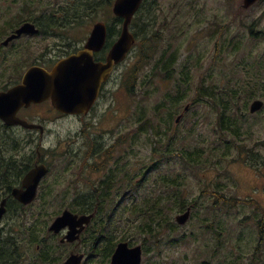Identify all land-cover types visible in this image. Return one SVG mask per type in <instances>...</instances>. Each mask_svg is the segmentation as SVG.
<instances>
[{
    "label": "rangeland",
    "instance_id": "1",
    "mask_svg": "<svg viewBox=\"0 0 264 264\" xmlns=\"http://www.w3.org/2000/svg\"><path fill=\"white\" fill-rule=\"evenodd\" d=\"M241 4L242 0H157L156 2L153 0L152 8L158 9L159 15L152 17H156L160 23L154 26L153 31L158 32L155 35L156 38L162 39L159 41V46L157 45L159 48L154 51V56H159L163 46L171 45L170 50L176 51V57L179 59L178 66L180 64L189 66L190 76L194 78L191 90H205L210 87L211 83L219 85L222 83L221 76L228 75L234 65L241 64L240 68H242V65L245 64V68H242L243 74L246 71L250 72L252 78H259V86L256 85L258 81L255 79L250 83V87L253 86V88L248 91H254L255 99L264 102V41L261 38H253L250 34V27L253 31L264 33V0L256 2L248 9L241 8ZM37 7L43 9L41 4H38ZM20 8L19 0L0 1V14L5 20L12 18V15L8 17V9ZM111 17L112 15L106 7L98 12L96 19L91 23L89 17L86 20L91 28L95 22L109 21ZM80 31H82V27H80ZM40 40L38 48L31 49L32 53L29 57L31 61L38 54L42 53V57L45 56L46 47L52 39L51 37H42ZM215 43L218 44L222 53L217 56L215 55ZM235 45L237 47L233 51ZM137 52L134 48L133 54L129 55L115 75L119 87L117 85L114 108L109 110L110 95L105 91L98 108L86 119V122L91 126L89 134L97 141L114 140L117 136L128 133L129 129L135 127L136 121L138 123L139 114L150 120L152 117V121L157 123L154 127L156 131L163 129V127L159 128V123H162L161 118H165L166 112L158 107L159 112L155 114L154 107L161 100L164 101V93L158 85H152L148 87L150 95L147 94V66L144 71L138 72L139 57ZM245 53H247V61L242 57ZM30 64L27 63L26 67ZM141 68L140 66V70ZM137 73L139 76L134 94L129 95L127 88H131V86L128 81L130 78L133 81ZM199 95L200 93L192 91L187 96L196 98ZM194 98L190 101H183L178 106L175 116L170 120L172 132L168 134L170 143L167 148H172L175 151L188 149L200 152L202 150L200 165L191 169L185 166L184 160L182 161L178 155H172L171 159L160 162L158 171L145 174L150 165L160 160L154 151L151 152V147L161 152L167 150L163 151L165 145L155 142V138L164 137L165 140L166 137L154 132L150 136L151 144H148V133H142L140 141L137 140L134 143L133 156L131 158L125 156L123 159L119 156L116 162L119 167H124L125 171L129 169V166L132 167L134 188L131 194L137 198L148 194L160 195L159 181L162 176H165L163 172H167L169 179L176 178L177 182H180V187L184 189L185 199L188 203L193 199L196 200V204L191 205V215L194 212V216L190 215L186 224L178 226L174 221L176 215L181 212L173 213L171 216L174 225L177 226L171 237H179L184 234V238H180L177 244L168 242V238H163L158 246L152 242H142L144 249L142 264H201L202 262H206L205 264H264V241L257 250L258 236L255 226H245L243 240H246V244L239 247V252L235 251L238 233H240L237 221L257 216L258 214H253L256 209L254 210L248 205L243 206L242 203L233 205V208L223 206L222 202L218 206H213L215 197L212 195L217 190L218 184H222L225 188L219 192H223L224 197L232 199L255 198L261 191L257 189V193L255 191L250 193V190H247L253 185L250 176L257 175L254 172H249L245 167L255 163L253 161L257 160L258 156L264 158V107L259 112L250 114L249 105L255 99L249 101L247 109L242 111L243 117L239 123L242 135L235 139L237 142L232 141L229 147L224 144V139L220 138L216 113L204 103L200 104L198 98L195 100ZM186 105L189 106V113L179 121L178 127L175 128L174 119ZM232 114L236 115L235 111H232ZM67 124L71 130L66 129ZM82 129H80V124L75 121L70 123L55 121L51 125V134L45 147L49 149L56 145L55 136H58V139H63L66 136V131L74 135L81 132ZM146 130L148 129L146 128ZM172 136L173 138H171ZM84 139V134L80 133L79 140L82 142ZM82 152L81 149L79 155L82 156ZM246 154L250 159L241 158ZM64 157L56 159L51 175L45 182L52 184L54 180H58L55 190L59 196L56 201L68 200L67 202H71L75 194L85 193L82 190H87L84 182L79 181L77 191H67V183L72 184L71 182L75 180L74 176L71 177V173L78 172L77 168L81 162L79 160L71 161L69 167L73 163V171L69 173L64 169V166L67 165L70 158ZM203 159H208L207 164L202 163ZM216 169H218L217 172H215ZM86 176L90 181L95 180L92 176L87 174ZM82 179L83 176L80 175V180ZM141 179H144V185L140 189H135V184ZM112 193H116V191L114 190ZM63 195L67 199H64ZM119 196L121 194H117V199ZM53 197L49 196L48 200H53ZM125 199L124 203L130 202V197ZM258 201L264 207V197L262 196ZM60 205L62 204L56 202L48 207L47 212L53 213ZM102 217L105 220V214H102ZM126 218L127 212H124L123 208L115 209L112 213L108 233L105 229L106 235H109L112 241L118 240L120 236H126L127 241L131 239L132 230L128 231ZM213 222L216 223L219 236H217L215 227L210 228ZM140 243L141 238L139 242L137 239V244ZM131 244L134 245L133 242Z\"/></svg>",
    "mask_w": 264,
    "mask_h": 264
},
{
    "label": "flooded vegetation",
    "instance_id": "2",
    "mask_svg": "<svg viewBox=\"0 0 264 264\" xmlns=\"http://www.w3.org/2000/svg\"><path fill=\"white\" fill-rule=\"evenodd\" d=\"M156 1L157 0H155V2ZM260 1L261 0L258 2ZM113 2L114 0H111V2L107 4V10L112 16ZM51 12L54 13L57 23L48 26L43 23L44 20L42 16ZM10 15H12V18L5 20L0 14V92H6L18 85L28 67L33 65L40 66L50 71L61 59L83 50L92 29V26L90 28L86 20L88 19V15L86 14L82 19L78 18L75 23H71V20L66 21L59 10H41L40 7L8 9V17ZM138 15L156 16L159 15V13L158 9L152 8L145 10L141 5L139 10L135 13V16ZM25 17H33V19L27 20ZM24 23L33 24L37 32L16 35V31ZM80 27H82V31H80ZM117 29L119 35L120 25L117 26ZM252 34L254 36L253 38H262V36H264V33L261 34L257 31H253ZM118 35L115 36V40L118 38ZM11 36L15 37L8 41L7 44H4ZM42 37H51L52 39L51 43L46 47L47 52L44 57H42L41 53V55L38 54L34 56V59L31 61L29 59L32 53L31 49L38 48L39 42H41L40 38ZM115 40L111 43H107L106 41L100 50L93 52L92 58L94 63H106L108 53ZM32 43L33 45H31ZM216 45L217 43H215V46ZM133 51L134 47L131 48L124 61L113 65L107 79L101 82L97 99L86 115L62 113L53 106L50 99H47L40 103H31L29 106H23L17 110L16 117L32 126L30 128L23 127L19 124L8 125L0 118V203L5 200V213L0 220V264H63L73 254L83 255L81 264H110V259L117 243L112 241L110 236H108L110 242H107L105 238V220L102 215L96 216L95 212L91 213L93 217L89 223L83 224L81 227H73L75 231L80 229V232L78 234L76 233L78 238L73 241H68L65 237L70 231V227L66 225L58 232H54L49 230L51 224L61 216L65 210L70 211L71 214L78 217L89 215V213H80L74 209V206L78 204L76 201L77 194L73 196V199H71L72 197L70 198L71 202H67L68 200L56 201V199H46L43 201L42 197L44 195L42 192H48V195L51 196L57 195L55 187H57L59 181L54 180L52 184H49L46 183L45 180L50 177L52 167L56 164V159H62L65 156L70 158L67 165L64 166V169L69 173L73 171V163L69 167L71 161L74 162L75 160H79V162H81L80 164L78 163V172L71 173V177L74 176L75 180L71 182L72 184L67 183V191H77V185L79 181H82L87 191L81 190L85 193H98L102 200V207L104 208L132 209L137 207L139 198L131 194L134 188V176L131 174L132 167L129 166V169L125 171L124 167H119L116 163L119 156L121 159L125 158V156L129 158L133 156L134 143L137 141V121L135 127L129 129V135H120L114 140L110 139L109 141L95 140V138L89 134L91 126L86 122V119L98 108L100 99L103 97L105 91L110 95L109 110L116 105L114 96L117 91V85L119 87V84H117L115 75L126 59L129 58V55L131 53L133 54ZM161 56L164 61L171 63L172 73L176 78H173L171 81L165 79V82L161 81L164 79L155 80L153 73L154 64L160 58L156 60L154 56L151 57V59L148 60L146 70V92L148 95H150V89H148V87L152 85H158L159 89L164 93L163 96L167 94L185 96L192 91L200 94L206 92V90L201 89L191 90V83L194 81V78L190 76L189 67H187V65L180 64L178 66L179 59L176 57V51L170 50L169 48L167 53L162 51ZM27 63L31 64L26 67ZM125 70L127 69L125 68ZM184 73L188 74V79H190L188 82H190V84H188L187 87L183 85L177 87L174 82L176 79L183 82L186 78L183 77L181 80L178 75ZM136 84L137 80H134L132 88L133 94ZM188 113L189 106L184 107L183 111L174 119L173 124L175 128L178 127L177 124L179 121ZM174 116L175 115H173L171 119ZM178 117L179 120L177 121ZM55 121H65L67 123L75 121L80 124V129H83L81 132H77L74 135L66 131V136L63 139H58V136H55L56 145L47 149L45 144L51 134V125L54 124ZM66 127V129L71 130L68 124ZM153 132L157 135L162 134L166 137V142L164 137L155 138V142L165 145L163 151L167 150L166 152H161L151 147V152L154 151V154L159 157L160 160L150 165V167L146 169L145 174L158 171L160 162L170 159V148H167V145L169 147L170 140L168 134L172 132V123L165 125L159 132H157L153 126L148 128V144L152 143L150 136ZM80 133H83L85 137L82 142L79 140ZM129 136L130 138L128 141ZM173 136L171 138H173ZM81 149L83 151L81 153L82 156L79 155ZM62 150L65 152H61ZM166 155L168 156L166 157ZM176 155H178L182 161L184 160L182 153ZM241 158L250 159L248 154ZM263 163L264 158H261L262 169L259 168L261 165L257 163H253L250 166L245 164V169L249 172L256 173L258 176H250L252 177L253 181L251 184L253 185L250 186L251 188H247V190H250V193L253 191L257 193V189L261 190L257 193L255 198L248 197L247 200L226 198L223 196V192H219V190L225 189L222 184H218L217 190L212 193L215 197L213 206H218L222 202L223 206L233 208V205L242 203L243 206L248 205L253 207L254 210L256 209V213L254 212L253 214L259 215L242 218L240 221H237V225L240 226V233H238V242L235 244L236 253L240 251V246L246 244V240H243L246 225L256 227L258 236L257 250H259V247L264 241V215H261L258 211L259 208L264 209L258 201L262 196L264 197ZM38 166H44L46 173L40 178L37 184L35 199L27 204H23L13 196V192L25 190V186H23L25 177ZM217 171L218 169H216L215 172ZM86 174L92 176L95 180L90 181ZM163 174L165 176H162L159 182L161 191L163 192V202L167 203L170 179L168 178L167 172H163ZM80 175L83 176L82 180H80ZM139 183L144 185V179L137 181L135 189H138ZM114 190L116 193H112ZM117 194H121L118 199ZM158 196L159 194L155 197ZM126 197H130L129 203L123 202L126 200ZM151 198H154V194ZM56 202L62 205H60L56 211L49 214L47 212L48 207ZM188 207L191 208V206H186V209ZM214 227L216 228L215 231L217 232V236H219L220 234L216 223L213 222L210 228L213 229ZM168 236L169 235L165 233L161 235V238H168ZM184 236L185 235L182 234L179 237H172V240H174L172 242L177 244L179 239H183ZM169 240L170 237L168 238V242ZM157 244L160 245V243ZM142 245L143 244H141V247ZM142 252L143 258V247ZM142 258L140 264H142ZM205 263L206 262H202L201 264Z\"/></svg>",
    "mask_w": 264,
    "mask_h": 264
},
{
    "label": "trees",
    "instance_id": "3",
    "mask_svg": "<svg viewBox=\"0 0 264 264\" xmlns=\"http://www.w3.org/2000/svg\"><path fill=\"white\" fill-rule=\"evenodd\" d=\"M21 8H32L37 7L38 4H41L43 9H50V10H59L62 13L63 18L67 20H71V23H75L78 18L82 19L83 16L86 14L89 17L90 23L96 19V16L99 11L104 10L107 7V4L111 2V0H20ZM24 4V5H22ZM153 0H145L143 2L142 8L145 10L152 9ZM71 13V14H70ZM27 20L33 19V17H25ZM54 13L45 14L42 16L44 20V24L48 26L55 25L57 21L55 20ZM108 26V33H107V43H111L115 40V36L118 35L117 26L121 24V20L115 17H111L109 21H105ZM11 23V22H10ZM160 23L156 20V17H152L149 15H138L135 16L131 22L130 29L132 26V34L135 37V46L137 55L139 57L137 62L138 72L144 71L146 65V61L148 64V60L154 56V51L157 50L159 47V41L162 39L156 38L155 35L158 32L153 28L155 25H159ZM253 30L250 27L251 36ZM111 33V34H110ZM262 36L261 39L264 40ZM158 45V46H157ZM171 45L168 44L167 47L163 46L160 51L159 56H154L157 60L154 64V79H164L161 80L165 82L166 80H172L176 78V76L172 73V65L171 63L164 61L161 56V52L167 53ZM218 44L215 46V55H220L221 49L218 48ZM237 45H235L234 50H236ZM148 52V53H147ZM151 52V54H149ZM247 53H245L242 57L245 58L247 61ZM196 66V64H193ZM140 66L142 67L140 70ZM188 66V65H187ZM189 67V66H188ZM234 65L228 75L223 74L221 76L222 83L219 85H215L214 83L210 84V87L205 88L206 92L200 94L196 98L199 99V103L206 105L211 111L216 113V124L219 133L221 134L220 138L224 139V144L229 146L232 141L237 142L239 137H241L240 132V119L243 117L242 111L247 109L248 103L250 100L255 99L254 91H248V89L253 88L250 87L251 81H258L257 86H259V78L254 77L252 78L250 72H242V68H245V64L242 65ZM139 74L137 73L134 80H138ZM137 77V78H136ZM160 77V78H158ZM178 77L182 80V78H186L183 82L176 79L174 82L177 87L188 86L190 79H188V74L184 73L178 75ZM132 78L129 79L128 84H130L131 88H127V92L129 95H132V88H133V81ZM166 79V80H165ZM257 83V82H255ZM208 91V93H207ZM194 97L190 96H174V95H164V101L158 103L154 107L155 114L158 113V107L166 112L165 118H161V122L159 123V128L164 127L165 125L170 124L171 117L175 114L178 106L182 104L184 101H190ZM194 98V100L196 99ZM232 111H235L236 115L232 114ZM154 124V125H153ZM153 121H151L148 117L144 118L143 115H138V130H137V137L136 140L140 141V137L142 133H147L148 130L146 128H150L151 126L155 127ZM146 126V128H145ZM144 130V131H143ZM160 130H157L159 132ZM128 134V133H126ZM129 135V134H128ZM130 136L128 137L129 141ZM264 145V144H263ZM129 146V145H128ZM230 147V146H229ZM202 150H200L201 152ZM200 152L199 150L190 151L188 149L175 151L174 149L170 148L169 150V157L172 155H176L178 153H182L184 157V162L186 167H190L194 169L198 165H200ZM171 159V158H170ZM208 159H203L202 163L207 164ZM255 163L261 165V158L258 156ZM264 165V163H263ZM262 165L259 168L262 169ZM180 182H177L176 178H170L169 182V189H168V202H163L162 191L158 197L151 198V194L148 195H141L139 198V202L136 208L132 209H123L124 212H127V218L125 219L126 224L128 225V231H131L130 240L126 236H120L118 240L115 242L120 241H127L129 245H132L131 242L137 244V239L141 238V243L152 242L156 246L157 243H160L161 235L167 233L170 237L169 242H172L171 235L175 232L177 226L174 225V222L171 218L173 213L176 212H184L186 210V206H191L196 204V200L193 199L190 203L185 199V191L180 187ZM143 184L138 185V189H140ZM44 195L42 197L43 201L48 199L49 196L48 192H42ZM47 194V195H46ZM77 205L74 206V209L77 212L91 214L95 212L96 216H101L105 214V229L108 233V228L111 223L112 213L115 209H108L102 207V200L99 197V194L93 193H77ZM59 195H55L53 199H56ZM148 196V197H145ZM155 196V195H154ZM64 199H67L65 195H63ZM258 211L261 215H264V209L259 208ZM191 216H194V212ZM109 235H106L107 242L109 243L110 240L108 239ZM142 243V244H143ZM174 243V242H172Z\"/></svg>",
    "mask_w": 264,
    "mask_h": 264
},
{
    "label": "water",
    "instance_id": "4",
    "mask_svg": "<svg viewBox=\"0 0 264 264\" xmlns=\"http://www.w3.org/2000/svg\"><path fill=\"white\" fill-rule=\"evenodd\" d=\"M143 0H114L112 13L121 19L118 38L113 43L106 63H94L92 54L100 50L106 41L107 24L98 21L93 24L89 38L84 49L58 61L50 70L40 66H30L26 69L21 82L6 92H0V118L8 125H22L30 128L25 121L16 117L19 108L29 106L31 103H40L50 99L53 106L65 114L86 115L98 96L102 81L106 80L113 65L125 60L135 39L130 31L132 19ZM259 0H243L241 8L247 9ZM37 29L31 23H24L16 35L22 33H36ZM9 37L4 44L13 39ZM263 108V102L253 100L249 105V113L254 114ZM179 117L177 118V121ZM46 173L44 166H38L25 177L23 186L25 190L14 191L13 196L27 204L35 199L37 184ZM5 213V200L0 203V220ZM191 209L188 207L183 213L176 215L174 221L177 225H184L190 218ZM93 214L80 217L65 210L50 226L49 230L58 232L68 225L70 231L65 239L73 241L78 238L76 233L80 229L73 227L89 223ZM142 249L140 245L130 247L127 242H119L111 256L110 264H140ZM83 255H71L63 264H81Z\"/></svg>",
    "mask_w": 264,
    "mask_h": 264
},
{
    "label": "bare ground",
    "instance_id": "5",
    "mask_svg": "<svg viewBox=\"0 0 264 264\" xmlns=\"http://www.w3.org/2000/svg\"><path fill=\"white\" fill-rule=\"evenodd\" d=\"M111 34V33H110ZM119 36V35H118Z\"/></svg>",
    "mask_w": 264,
    "mask_h": 264
}]
</instances>
